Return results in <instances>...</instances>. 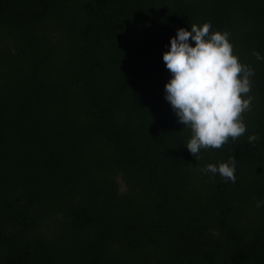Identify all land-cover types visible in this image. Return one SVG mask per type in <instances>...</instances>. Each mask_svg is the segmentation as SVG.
Instances as JSON below:
<instances>
[{"label":"trees","instance_id":"trees-1","mask_svg":"<svg viewBox=\"0 0 264 264\" xmlns=\"http://www.w3.org/2000/svg\"><path fill=\"white\" fill-rule=\"evenodd\" d=\"M206 22L255 75L245 134L197 160L163 55ZM254 51L264 0H0V264H264Z\"/></svg>","mask_w":264,"mask_h":264},{"label":"clouds","instance_id":"clouds-1","mask_svg":"<svg viewBox=\"0 0 264 264\" xmlns=\"http://www.w3.org/2000/svg\"><path fill=\"white\" fill-rule=\"evenodd\" d=\"M210 29L207 22L192 24L190 30L179 28L171 38L170 50L163 55L172 74L165 85V99L178 122L191 129L185 145L197 160L201 149H219L229 138L236 140L245 134L242 114L251 108L250 78L255 75L252 67L233 54L229 33ZM253 55L264 60L258 51ZM258 139V133L248 136L249 143ZM202 171L235 182L236 160L230 157L219 166L208 164Z\"/></svg>","mask_w":264,"mask_h":264},{"label":"rangeland","instance_id":"rangeland-1","mask_svg":"<svg viewBox=\"0 0 264 264\" xmlns=\"http://www.w3.org/2000/svg\"><path fill=\"white\" fill-rule=\"evenodd\" d=\"M121 181V180H120ZM121 185H122V181H121Z\"/></svg>","mask_w":264,"mask_h":264}]
</instances>
